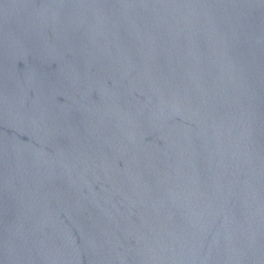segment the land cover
Returning a JSON list of instances; mask_svg holds the SVG:
<instances>
[{
  "label": "water",
  "instance_id": "obj_1",
  "mask_svg": "<svg viewBox=\"0 0 264 264\" xmlns=\"http://www.w3.org/2000/svg\"><path fill=\"white\" fill-rule=\"evenodd\" d=\"M0 264H264V0H0Z\"/></svg>",
  "mask_w": 264,
  "mask_h": 264
}]
</instances>
